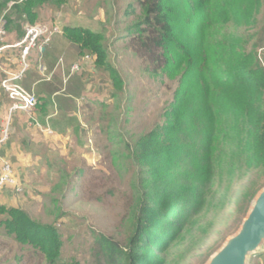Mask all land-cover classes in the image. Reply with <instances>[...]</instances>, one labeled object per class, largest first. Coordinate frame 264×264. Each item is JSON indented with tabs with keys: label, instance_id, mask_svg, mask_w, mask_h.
I'll use <instances>...</instances> for the list:
<instances>
[{
	"label": "trees",
	"instance_id": "obj_1",
	"mask_svg": "<svg viewBox=\"0 0 264 264\" xmlns=\"http://www.w3.org/2000/svg\"><path fill=\"white\" fill-rule=\"evenodd\" d=\"M67 1L0 0V18L6 21L8 31L14 12L19 22L33 24L38 18L36 8L44 3L60 7ZM216 1L222 12L228 13L226 16L211 17L212 11L208 10L197 17L195 11L199 12L203 0H179L187 11L185 25L180 26L173 10H180L181 4L140 0L142 16L134 23L137 36L133 40L140 52L156 64L155 70H163L171 78L179 76V83L165 111L166 125L141 136L131 152L138 167L133 182L136 210L131 213L132 232L126 248L100 234L96 237L97 264H163L168 244L184 240L185 234L197 240L208 231L213 218L231 202L235 184L248 173L252 171L264 181V67L257 55L258 45L247 50L239 33L240 26L255 21L261 0ZM21 26L15 25L20 38L24 34ZM62 32L77 45L80 57L92 55L95 68L108 71L115 90L112 95L117 98L124 82L107 61L103 33L81 26H64ZM188 101L194 108L203 105L205 134L198 153L180 151L187 144L179 135L189 132L191 118L197 117L190 106L186 107ZM2 106L0 101V135L6 120ZM36 106L48 111L45 102H37ZM256 190L247 187L237 204L245 200L242 209H247ZM208 207L212 219L200 223L198 214L207 212ZM0 213L8 214L2 223L7 233L38 249L45 264H78L61 261L62 241L53 224L36 221L16 207L0 205ZM183 253L179 250L175 256Z\"/></svg>",
	"mask_w": 264,
	"mask_h": 264
},
{
	"label": "rangeland",
	"instance_id": "obj_2",
	"mask_svg": "<svg viewBox=\"0 0 264 264\" xmlns=\"http://www.w3.org/2000/svg\"><path fill=\"white\" fill-rule=\"evenodd\" d=\"M168 1L171 5L181 4L180 10H173V14L178 24L184 26L186 9L183 10L179 0ZM39 8L38 13L43 16L39 23L52 26L56 20L61 30L64 26H81L103 33L107 61L120 74L124 87L114 98L115 90L108 71L95 68L91 58L92 63L84 72L91 75L92 81L88 85L93 89L82 99V105H85L84 116H81L85 124L82 133L77 134L75 143L66 142V145H63L64 141L54 145V140L43 136L36 146L25 147L27 150L22 145V150L30 155L29 160L18 166L11 162L19 190L13 186L0 190V205L22 209L36 221L53 224L62 241L61 261L97 264L96 237L100 234L126 248L132 232L131 213L136 210L133 182L138 167L131 152L141 136L157 126L166 125L165 111L174 100L179 76L171 78L163 70H155L156 64L150 62L134 42L133 38L137 36L134 23L142 16L140 0H68L60 8L51 3ZM256 8L255 21L240 26L239 33L245 39L247 50L258 45V55L264 48V0ZM208 10L212 11L211 17L228 14L222 12L216 0H203L199 12L195 13L198 17L200 12ZM52 27L57 29L55 25ZM260 57L264 67L263 50ZM83 78L86 80V76ZM190 102L186 107L190 106L197 117L191 118V130L179 135L187 144L180 151L198 153L202 151L205 134L203 105L194 108ZM35 132L41 133L27 131L30 135ZM180 161L183 165V160ZM255 182L257 185L253 186ZM247 187L250 191L256 188V195L264 187L263 178L259 179L251 171L241 183L235 184L231 202L213 218L208 231L200 234L198 241L185 234L184 240L177 239L168 244L163 264H206L239 229L246 216L251 202L244 210L245 200L237 204V198ZM208 209L198 214L200 223L212 219L211 209ZM7 218L8 214L0 213V264H45L38 249L22 244L13 233H7L2 224ZM179 250L184 253L175 256ZM263 253L251 256L248 264H264Z\"/></svg>",
	"mask_w": 264,
	"mask_h": 264
},
{
	"label": "crops",
	"instance_id": "obj_3",
	"mask_svg": "<svg viewBox=\"0 0 264 264\" xmlns=\"http://www.w3.org/2000/svg\"><path fill=\"white\" fill-rule=\"evenodd\" d=\"M38 10L40 11V8L35 9L38 14L35 23L43 17ZM19 18V15L14 12L10 30L7 31L5 38L6 45L21 39L15 25L20 23L23 28L25 21L21 23ZM57 23L55 20L54 25L58 30L52 36L51 42L40 52L33 50L28 55V67L22 79V85L34 92L39 103L45 102L48 111L43 112L36 106L30 113L15 111L9 117L8 141L0 148V155L15 163V166L22 165L23 162L29 160L30 155L25 151L27 150L25 147L36 146L40 142V136L54 140L56 142L54 145H61L62 141H64L63 145H66V142L75 143L78 139L77 134L82 133L85 127L81 120L85 110L82 99L89 96L88 93L93 88L88 85L92 81L91 75L89 77L84 71L92 63L93 56L80 57L77 45L63 36L61 27ZM18 51V48L6 47L0 54V79L6 73L14 72L20 67ZM60 58L62 59L61 66L57 65ZM74 63H80L81 67L79 71L71 74L70 69ZM92 71L95 69L93 68ZM67 75H69L68 83L64 85V77ZM0 101L3 102V115L6 114L5 125L8 119L9 99L1 88ZM30 130H38L41 133L35 132L30 135L27 133ZM22 145L25 150H22Z\"/></svg>",
	"mask_w": 264,
	"mask_h": 264
},
{
	"label": "built area",
	"instance_id": "obj_4",
	"mask_svg": "<svg viewBox=\"0 0 264 264\" xmlns=\"http://www.w3.org/2000/svg\"><path fill=\"white\" fill-rule=\"evenodd\" d=\"M5 25L6 21L3 19V17H1L0 54H2L3 50L6 47L18 48L20 67L14 72L6 73L0 79V88L3 90V92L9 99L8 119L0 135V148L6 143V140L8 139V125L10 115L15 111H23L26 113H30L36 107V104L38 102L34 92L26 89L22 85V79L28 67V55L33 50L40 52L46 45L51 42L52 36L54 35V33L57 32V29L49 24L39 22L31 24L26 21L23 23L24 34L21 39L13 44L6 45L5 38L7 36V30ZM262 50L264 51V48L260 49L258 54L260 60V52ZM84 57L87 58L88 55ZM57 65H62L61 58L58 60ZM80 67V63H74L71 66L70 73L73 74L79 71ZM68 77L69 75L64 77V83H66ZM14 177V170L11 165V162L7 159L2 158L0 155V190L6 188V186L16 187L17 181ZM16 190H19V187H16Z\"/></svg>",
	"mask_w": 264,
	"mask_h": 264
},
{
	"label": "water",
	"instance_id": "obj_5",
	"mask_svg": "<svg viewBox=\"0 0 264 264\" xmlns=\"http://www.w3.org/2000/svg\"><path fill=\"white\" fill-rule=\"evenodd\" d=\"M264 252V187L253 197L239 229L229 236L206 264H248Z\"/></svg>",
	"mask_w": 264,
	"mask_h": 264
}]
</instances>
